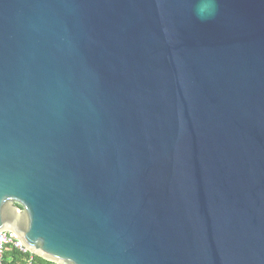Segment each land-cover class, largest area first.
<instances>
[{
	"label": "water",
	"instance_id": "obj_1",
	"mask_svg": "<svg viewBox=\"0 0 264 264\" xmlns=\"http://www.w3.org/2000/svg\"><path fill=\"white\" fill-rule=\"evenodd\" d=\"M56 264H264V0H0V231Z\"/></svg>",
	"mask_w": 264,
	"mask_h": 264
},
{
	"label": "trees",
	"instance_id": "obj_2",
	"mask_svg": "<svg viewBox=\"0 0 264 264\" xmlns=\"http://www.w3.org/2000/svg\"><path fill=\"white\" fill-rule=\"evenodd\" d=\"M30 256L31 254L29 252H23L15 247L8 246L4 253L3 264H26ZM32 256L33 260L31 264H56L35 254Z\"/></svg>",
	"mask_w": 264,
	"mask_h": 264
},
{
	"label": "built area",
	"instance_id": "obj_3",
	"mask_svg": "<svg viewBox=\"0 0 264 264\" xmlns=\"http://www.w3.org/2000/svg\"><path fill=\"white\" fill-rule=\"evenodd\" d=\"M8 246L15 247L23 252H29L31 256L26 261V264H31L33 253H31L10 231L6 229L0 231V264H3L4 253Z\"/></svg>",
	"mask_w": 264,
	"mask_h": 264
}]
</instances>
